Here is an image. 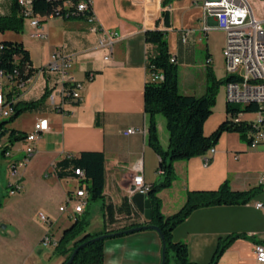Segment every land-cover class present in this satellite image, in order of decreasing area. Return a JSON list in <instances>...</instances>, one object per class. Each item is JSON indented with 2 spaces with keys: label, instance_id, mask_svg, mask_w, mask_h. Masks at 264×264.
I'll use <instances>...</instances> for the list:
<instances>
[{
  "label": "crops",
  "instance_id": "0c3cea01",
  "mask_svg": "<svg viewBox=\"0 0 264 264\" xmlns=\"http://www.w3.org/2000/svg\"><path fill=\"white\" fill-rule=\"evenodd\" d=\"M93 1L100 24L120 35L108 62L104 61V53L98 49L99 34L91 32L90 25L82 17L46 19L40 16L41 30L46 35L44 39L31 36L34 28L25 18L22 31L0 32V42H21L29 52L31 65L23 69V74H29L30 70L31 74H36L37 69L48 65L55 50L65 47L73 58L72 74L84 85L79 100L62 103L57 99L53 105L46 91L56 84L57 74L36 75L32 84L20 83L21 78L0 75V91L8 97L15 93L17 107L24 108L41 101L36 107L23 111L6 128L30 134L39 119L49 121V130L37 140L36 153L26 166L19 169L18 178L10 175L9 167L13 160L23 157L25 141H14L9 133L0 136V205L28 206V212L4 217L0 214V264H30L27 255L30 256L34 247H23V238L39 233V229L46 225L39 215L43 213L53 218L56 213L52 212L51 204L60 210L79 187L77 176L59 178L55 172V164L66 156L79 155L84 151H99L105 155L106 186L104 197L98 200L102 202L99 214L103 223L93 234L119 229L133 222H145L137 207L135 211L130 196L136 168L141 167L146 183L152 185L161 181L158 174L160 156L149 143L150 116L145 110L144 90L150 78V53L154 50L153 45L146 41L145 33L147 30H162L167 32L169 39L176 36L178 48L173 51L169 46V49L177 64L179 61L189 62L199 42H204V39L208 50L206 59H213L211 47L216 44V39L222 51L224 49V32L203 30L202 4L205 0ZM14 4L15 0H0V17L12 16ZM166 12L169 14V26L164 22ZM206 23L213 27L217 24L213 16L207 17ZM182 30L191 31L185 43L182 42ZM209 67L215 73L211 62ZM206 73L205 67L201 77L194 73L182 78L179 75L181 92L204 95ZM215 76L222 79L216 73ZM226 105L227 102L223 114L216 117L213 111L206 121V135L226 119ZM23 117L27 118L25 125L21 122ZM156 122L160 144L168 150L170 133L167 120L158 114ZM129 128L141 131L125 135L124 131ZM214 148L217 152L209 164L205 161L208 153L174 163L176 180L159 192L165 216L183 207L189 191L216 190L224 182L236 191L259 187V179L264 172L263 144L254 146L247 136L225 132ZM6 149L10 150L11 157L5 156ZM17 183L21 186L20 191L11 194L12 186ZM257 203L264 206V188L247 204L199 208L176 227L174 238L188 245L189 257L194 264H210L221 242L238 236L229 243L217 264H256L255 245L264 242V207L257 208ZM71 213L72 208L67 211L70 224L73 223ZM91 213L89 209L88 231L93 232L90 218L97 214L91 216ZM61 225L60 233L63 234L68 225ZM56 226L54 222L51 227L48 225L52 234ZM39 238L33 246L38 244ZM162 248V238L154 229L110 237L105 241L101 264H162ZM58 255L49 264H62L66 255Z\"/></svg>",
  "mask_w": 264,
  "mask_h": 264
},
{
  "label": "trees",
  "instance_id": "16d2710c",
  "mask_svg": "<svg viewBox=\"0 0 264 264\" xmlns=\"http://www.w3.org/2000/svg\"><path fill=\"white\" fill-rule=\"evenodd\" d=\"M64 0H33V11L36 15L45 16L53 10L61 7ZM24 16L21 8L15 0L14 14L10 17H0V32L13 30L22 31ZM164 22L169 26V14H164ZM146 41L153 45V52L150 53L149 73L145 90V110L150 116L149 143L160 156L159 169L163 170L161 181L152 184L148 197L152 204V220L143 223L133 222L119 229L105 230L102 233H88L90 224L89 205L104 197L106 186V159L103 152L84 151L79 155L66 156L55 164V172L59 178L77 176L75 171L81 169L85 173L83 183L86 184L89 199L84 214L72 220V225L66 229L59 238L57 253L66 255L65 264L71 257L73 251L84 242H89L77 253L72 264H101L104 260V247L106 239L91 241V239L103 234H110L117 231L127 230L143 225H157L163 234L167 246V262L169 255L174 253L177 264H194L189 257L188 245L176 241L174 230L183 223L193 211L216 205H237L247 204L263 189L262 186L247 191L232 190L228 182H224L216 190L189 191L186 202L176 213L165 216L162 213V202L159 197L161 189L169 188L176 180L174 163L181 160H188L197 156L206 155L211 148H214L225 132H238L242 136H249L253 130L252 123L246 120L235 122L234 118L240 114H253L258 108L257 105L250 106L232 105L227 102L226 119L210 134L206 135L204 126L213 113L216 104V96L222 84H227L234 78L227 76L225 79H217L215 73L210 69L211 61L207 59V88L202 96L184 94L179 86V70L177 60L172 62L173 57L169 49L167 32L162 30H147ZM30 54L23 43L5 40L0 42V71L11 79L25 78L32 73L23 74L25 67L30 68ZM18 71L20 75H17ZM161 72L164 79L154 81L151 75ZM39 102H33L24 108L15 106V113L10 119L0 122V136L9 133L14 141L25 139L27 133H20L13 129L6 128L18 118L23 111L36 107ZM162 114L167 120V127L170 133V145L164 150L160 144L157 130L156 116ZM251 142V141H250ZM78 177V176H77ZM50 224V226H52ZM238 237V236H236ZM236 237L221 242L218 246L210 264H217L224 250ZM168 264V263H167Z\"/></svg>",
  "mask_w": 264,
  "mask_h": 264
},
{
  "label": "built area",
  "instance_id": "2783aa9c",
  "mask_svg": "<svg viewBox=\"0 0 264 264\" xmlns=\"http://www.w3.org/2000/svg\"><path fill=\"white\" fill-rule=\"evenodd\" d=\"M17 2L21 8L22 15L30 21L31 26L34 28L31 36L35 39L46 38V35L41 30L42 21L40 16L31 10V0H17ZM202 7H209V12H212L217 22L215 27L209 26L204 22L203 30L216 29L225 34L223 57L227 73L245 75V82L226 84L227 102L232 105H257L258 110L253 113L256 115L255 126H252L253 130L248 137L252 145H264V0H205ZM259 10L262 11V16H257ZM57 17L62 19L84 18L90 25V31L99 34L98 49L104 53V61L108 62L111 60L115 44L119 40L120 35L118 32L108 30L100 24L94 11L93 0H64L61 7L45 15L46 19ZM190 33V30L181 31L183 43L187 42ZM171 60L175 62L176 58L172 57ZM72 67L73 58L67 54L66 48L62 47L52 53L51 60L46 67L37 69L36 74L28 75L25 78L21 77L20 83L32 84L36 75L57 74L58 80L56 84L49 86L46 91V95L52 104L55 105L57 99H60L62 103L67 100H79L84 85L74 77ZM15 72L20 75L18 71ZM0 75L5 76L3 71H0ZM151 78L154 81H160L164 79V75L161 72H155L151 75ZM16 98L15 93L8 97L4 92L0 91V117H11L15 113ZM246 115L240 114L234 119H252L246 117ZM48 130V119L41 118L36 122L34 131L27 134L24 139L26 147L23 149V157L19 160H13L9 167L12 177H19V169L26 166L35 155L37 140ZM140 131L138 128H129L124 131V134L131 135ZM216 152L215 148L209 150L205 158L206 164L210 163ZM4 154L6 157L12 156L9 149H6ZM75 173L79 178V187L68 198L67 203L60 207V211L65 212L70 203L73 202L71 220L84 214L89 199L87 186L83 183L85 178L84 171L77 169ZM158 174H163V170L158 169ZM259 186L264 188V172L260 176ZM12 187L11 194H15L21 189L18 183ZM150 187L151 185L144 180L141 167L138 166L130 188L131 199L136 193L148 196ZM256 206L257 208L264 207L262 203H257ZM39 217L44 224L50 226L53 223L43 213ZM58 242L59 239L52 234L51 229L41 241L45 247L50 245L57 247ZM254 252L256 264H264V242L256 243Z\"/></svg>",
  "mask_w": 264,
  "mask_h": 264
},
{
  "label": "rangeland",
  "instance_id": "374dc122",
  "mask_svg": "<svg viewBox=\"0 0 264 264\" xmlns=\"http://www.w3.org/2000/svg\"><path fill=\"white\" fill-rule=\"evenodd\" d=\"M257 16H262V11H258L257 12ZM26 21H28V19H25ZM168 38V36H167ZM218 39L215 40L216 44L214 45V47L212 48V53L213 56L211 59V64L213 65V69L216 73V75L218 76V78H222L225 79V77H227L229 74L227 73L226 67H225V61H224V57H223V51L220 47V44L217 42ZM169 46L170 48L174 51L175 49L178 48V44H179V39L176 36H173L172 39H169ZM211 50V49H210ZM207 45H206V40L204 39V42H199L195 54L193 55V58L191 60H189V62H187V60L185 61H179L178 64V70H179V75L184 76L186 74H197L198 76H202V71L205 69L206 65H207ZM226 84H222L218 94L216 96V104L214 105L213 111L216 113V117L219 116V113L224 112V105L227 102L226 100ZM246 117L248 118H252L255 119L256 115L252 114L249 115L247 114ZM10 119V117H0V122L1 121H5ZM23 120L21 121L23 123V125H25L27 123V118L23 117ZM23 144V143H22ZM24 148L26 147V144L24 143ZM7 190V188H6ZM7 195V194H6ZM4 199V198H3ZM73 202L70 203L68 210H70V208H72ZM102 205L101 201H94L90 203L89 209L92 210L91 216H94V214H97V216H94V218H90L92 219V228H93V232L88 231V233H94V231L97 229V226L99 224H102V220H101V215L99 214V208ZM51 210L53 213H56L55 216L53 218H50V220H52L55 224H57L56 228H55V233L53 234L54 236H62V233H60V227H63L61 224L63 223L64 226H66V229H68L69 227H71L72 223L70 224L69 221H67V211L62 212L58 209V206H56L55 204H51ZM21 212H28V206L25 204H21L19 206H12V207H4L3 204L0 205V214L1 216H11L13 214L16 213H21ZM89 220V218H88ZM39 223V222H38ZM41 224V223H39ZM44 224V223H43ZM47 225V224H46ZM44 225V227L40 228V232L39 233H35V230H37V228H35L33 230V232L35 233L33 236L31 235H27L26 237H24L23 239L25 240L24 246L23 247H28L29 249H31L32 247V253H30V256L27 255L30 264H49V262L51 261H55L56 258H58V253H57V247H55L54 245H50V246H43L41 241L43 239V237L48 233V231L50 230L48 228V225L46 226ZM42 232V235H40V233ZM55 236V237H56ZM39 238L38 244H36L35 246H33V243L35 242V240ZM41 239V240H40ZM40 252V253H39ZM56 254V256H55ZM53 256V257H52ZM55 256V257H54ZM52 257V258H51ZM168 264H177L175 257H174V253L171 252L169 255V261Z\"/></svg>",
  "mask_w": 264,
  "mask_h": 264
},
{
  "label": "water",
  "instance_id": "95a60500",
  "mask_svg": "<svg viewBox=\"0 0 264 264\" xmlns=\"http://www.w3.org/2000/svg\"><path fill=\"white\" fill-rule=\"evenodd\" d=\"M132 202L138 208V210L142 213V215L144 216V219L146 221L152 220V217H153L152 216V204H151V201L147 195H144L141 193H136L132 197ZM147 229H154L160 234V236L162 238V242H163L162 264H167L168 263L167 262V246H166V243L164 241V237H163V234L160 230V227L157 225H143V226H139V227L130 228L127 230L117 231V232L110 233V234H103L101 236H98V237L91 239V241H96L99 239H107V238L116 237V236H123V235L131 234V233H134L137 231L147 230ZM88 243L89 242L87 241V242L82 243L80 246H78L73 251L71 257L69 258V260L65 264H72L75 260L77 253L79 252V250L82 249L83 247H85L86 245H88Z\"/></svg>",
  "mask_w": 264,
  "mask_h": 264
},
{
  "label": "bare ground",
  "instance_id": "6f19581e",
  "mask_svg": "<svg viewBox=\"0 0 264 264\" xmlns=\"http://www.w3.org/2000/svg\"><path fill=\"white\" fill-rule=\"evenodd\" d=\"M33 0H31V10H33V6H32ZM203 11H204V22H206L207 17L209 16H213L212 12H209V7H203ZM228 76L233 77L234 79L232 81H230L229 83H242L245 82V75L242 74H229ZM245 119H234L235 122H241ZM246 121H248L249 123H252L253 125H255V119L251 120V119H246Z\"/></svg>",
  "mask_w": 264,
  "mask_h": 264
}]
</instances>
